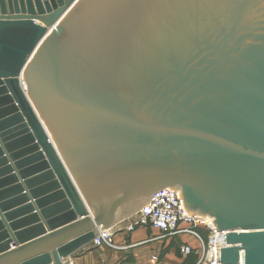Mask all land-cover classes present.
<instances>
[{
  "label": "water",
  "instance_id": "1",
  "mask_svg": "<svg viewBox=\"0 0 264 264\" xmlns=\"http://www.w3.org/2000/svg\"><path fill=\"white\" fill-rule=\"evenodd\" d=\"M168 187L264 264V0H0V264H68Z\"/></svg>",
  "mask_w": 264,
  "mask_h": 264
},
{
  "label": "built area",
  "instance_id": "2",
  "mask_svg": "<svg viewBox=\"0 0 264 264\" xmlns=\"http://www.w3.org/2000/svg\"><path fill=\"white\" fill-rule=\"evenodd\" d=\"M180 190L170 187L156 192L140 213L127 219L121 231L133 232L139 227L158 229L164 236H192L197 245L183 242L180 253L184 257L197 254V264H220V251L226 245V232L217 229L213 218L189 214L180 197ZM206 233L207 237H204ZM114 232L101 230L94 238V245H113ZM68 264H74L68 261Z\"/></svg>",
  "mask_w": 264,
  "mask_h": 264
},
{
  "label": "crops",
  "instance_id": "3",
  "mask_svg": "<svg viewBox=\"0 0 264 264\" xmlns=\"http://www.w3.org/2000/svg\"><path fill=\"white\" fill-rule=\"evenodd\" d=\"M126 221L112 229L113 245L86 246L77 256L67 260L74 264H195L198 261L197 254L184 257L179 250L183 242L197 245L192 236L163 237L158 229L151 227H139L127 233L121 231Z\"/></svg>",
  "mask_w": 264,
  "mask_h": 264
},
{
  "label": "rangeland",
  "instance_id": "4",
  "mask_svg": "<svg viewBox=\"0 0 264 264\" xmlns=\"http://www.w3.org/2000/svg\"><path fill=\"white\" fill-rule=\"evenodd\" d=\"M124 232H127V231H124ZM128 233V232H127ZM160 234H162L161 232H160ZM163 235V234H162ZM163 237H167V236H163ZM204 237L206 238L207 237V235H206V233L204 234ZM168 238H171V237H168ZM172 238H175V237H172ZM114 239V238H113ZM113 244H114V242H113ZM182 245V244H181ZM181 245H180V247H181ZM88 246H90V247H94V246H96V245H94V243H93V241H92V243L91 244H89ZM97 247V246H96ZM180 247H179V250H180ZM194 255H196V254H194ZM198 263V262H197ZM195 264H196V262H195Z\"/></svg>",
  "mask_w": 264,
  "mask_h": 264
},
{
  "label": "trees",
  "instance_id": "5",
  "mask_svg": "<svg viewBox=\"0 0 264 264\" xmlns=\"http://www.w3.org/2000/svg\"><path fill=\"white\" fill-rule=\"evenodd\" d=\"M192 255H194V254H191L190 256H192ZM197 262V261H196Z\"/></svg>",
  "mask_w": 264,
  "mask_h": 264
}]
</instances>
